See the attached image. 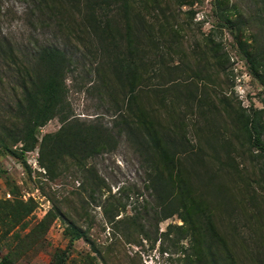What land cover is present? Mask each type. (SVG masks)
Returning a JSON list of instances; mask_svg holds the SVG:
<instances>
[{"label": "trees", "instance_id": "obj_1", "mask_svg": "<svg viewBox=\"0 0 264 264\" xmlns=\"http://www.w3.org/2000/svg\"><path fill=\"white\" fill-rule=\"evenodd\" d=\"M25 1L41 11L48 10L49 18L57 19L60 27L78 38V50L85 61L88 57L91 61L84 65H91L95 76L88 91L93 90L101 97L116 94V109L112 123L104 121L102 116L91 120L79 118L71 113L66 85L67 74L77 69L79 60L60 47L42 46L33 55V62L26 65L10 43L0 41V54L8 59L6 75L14 88L20 89L14 106L7 111L12 126L1 123L0 147L29 169L26 153L38 147L39 164L53 178L69 159L96 189L102 188L105 180L95 167L87 166L88 159L102 151L114 150L119 138L126 135L146 160L147 188L155 199L152 212L159 223L175 215L183 221L181 225L169 224L161 233L170 237L175 228L179 234L176 242L190 240L181 264H264V212L260 204H264V198L257 195L259 188L264 191V125L260 111L238 118L242 125H238L234 134L235 138L244 136L243 142L248 143L252 162L259 171L257 186L251 185L248 197L254 209L259 200L260 210L247 218L241 208L246 200L229 195L230 189L219 173L233 167L234 137L223 139L220 148L192 143L177 127L158 121L156 111L149 108L151 101H142L145 95L161 104L183 99L192 111L207 115L208 105H212L209 115H217L210 90L192 81V88L184 91L177 86V80L168 77L169 64L175 60L173 54L180 45L177 37L185 36L170 3L166 0ZM187 1L178 0L190 6L195 2ZM215 12L217 20L225 24L221 26L238 31L250 27V21L241 15L231 18L220 7L219 10L215 7ZM148 15H152V20L147 19ZM257 36L252 37V43H246L244 55L264 94V37ZM164 72L167 80L160 81ZM180 110L183 111L180 115L186 116L185 106ZM227 115L231 120L233 113L228 110ZM54 118L59 119L60 128L39 139L38 130ZM241 151L237 154L243 156ZM213 161L220 162L223 168L212 169ZM225 227L227 233L223 231ZM72 229L70 250L74 242L86 239L85 231L75 224ZM143 235L150 238L147 233ZM158 250L170 257L163 247ZM67 259L68 256H62L57 264H65ZM0 264L14 263L5 255Z\"/></svg>", "mask_w": 264, "mask_h": 264}, {"label": "rangeland", "instance_id": "obj_2", "mask_svg": "<svg viewBox=\"0 0 264 264\" xmlns=\"http://www.w3.org/2000/svg\"><path fill=\"white\" fill-rule=\"evenodd\" d=\"M166 1L178 15L185 36L177 37L180 45L173 54L175 60L169 64V76L161 73L159 80L171 77L184 91L192 88V81L210 90L217 115H209L212 105H208L207 115L192 111L183 99L161 104L145 95L142 101L152 102L149 108L156 111L160 123L177 127L192 143L210 147L220 148L223 139L233 138L238 125H242L237 119L247 114L259 110L264 125L263 86L250 73L244 55L246 43H252L255 34L264 37V0H195L192 6L178 0ZM215 7L231 18H247L250 27L238 31L221 26L225 24L217 20ZM48 13L25 0H0V41L10 43L26 65L33 62V55L42 46L60 47L72 54L79 63L66 78L71 113L84 120L102 116L112 123L116 94L101 97L88 91L95 80L92 66L84 65L91 62L90 57L84 60L77 48L78 38L60 27L57 19L49 18ZM151 16L147 19L152 20ZM7 65L8 59L0 54V132L1 123L12 126L7 111L20 95V89L14 88L6 75ZM181 106H185L186 116L180 115ZM228 110L233 113L231 120ZM60 126L58 118L49 121L38 130L39 139ZM238 137H234L232 146L233 167L219 173L230 189L229 195L246 200L241 208L249 218L260 210V204L264 212V204H258V200L254 209L249 200L248 193L251 185L257 186L259 171L252 162L248 143L243 142L244 136ZM238 150H243V156L237 154ZM38 158V147L26 153L29 169L0 147V259L8 255L14 264H57L62 256H68L65 264H181L190 240L176 242L179 234L175 228L170 237L161 233L169 224L181 225L183 221L175 215L159 223L152 212L155 199L147 188L146 160L126 135L119 138L114 150L102 151L87 161V166L95 167L105 180L102 188L93 189L81 168L69 159L53 178L45 174ZM213 162L212 169L223 168L220 162ZM258 192L263 199L264 191L259 188ZM72 224L85 231L86 239L74 242L70 250ZM223 231L228 230L225 227ZM162 247L170 257L159 253Z\"/></svg>", "mask_w": 264, "mask_h": 264}]
</instances>
